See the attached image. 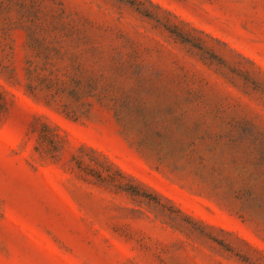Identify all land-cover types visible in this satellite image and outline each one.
I'll return each instance as SVG.
<instances>
[{
	"label": "rangeland",
	"instance_id": "1",
	"mask_svg": "<svg viewBox=\"0 0 264 264\" xmlns=\"http://www.w3.org/2000/svg\"><path fill=\"white\" fill-rule=\"evenodd\" d=\"M0 264H264V0H0Z\"/></svg>",
	"mask_w": 264,
	"mask_h": 264
}]
</instances>
